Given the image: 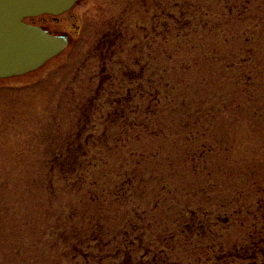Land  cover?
Wrapping results in <instances>:
<instances>
[{
	"label": "rangeland",
	"instance_id": "1",
	"mask_svg": "<svg viewBox=\"0 0 264 264\" xmlns=\"http://www.w3.org/2000/svg\"><path fill=\"white\" fill-rule=\"evenodd\" d=\"M167 2L78 0L26 20L71 42L0 79V264L164 247L179 264H251L243 248L264 247V0L249 16L210 2L226 23L196 42ZM76 143L83 174L48 167Z\"/></svg>",
	"mask_w": 264,
	"mask_h": 264
},
{
	"label": "water",
	"instance_id": "2",
	"mask_svg": "<svg viewBox=\"0 0 264 264\" xmlns=\"http://www.w3.org/2000/svg\"><path fill=\"white\" fill-rule=\"evenodd\" d=\"M78 0H0V79L35 71L62 53L67 34L53 33L25 21L68 12Z\"/></svg>",
	"mask_w": 264,
	"mask_h": 264
},
{
	"label": "trees",
	"instance_id": "3",
	"mask_svg": "<svg viewBox=\"0 0 264 264\" xmlns=\"http://www.w3.org/2000/svg\"><path fill=\"white\" fill-rule=\"evenodd\" d=\"M215 0H168V6L177 9L178 13L167 14L164 10V15L167 17L176 18L179 25L177 31L184 37H188L190 35L193 36L195 42L200 39H208V37H212L214 31L219 30L222 31V26L225 25L224 22H217L214 18L215 12L214 7L210 6V2ZM224 2V7L228 8V13L230 16H233L235 8H242V14L249 16L247 14L248 7L252 4L253 0H218ZM167 2V3H168ZM264 9V7H263ZM251 13V12H250ZM251 15V14H250ZM246 18V17H245ZM261 24H264V17L262 16ZM220 27V28H219ZM175 30V27H174ZM255 30L248 33L243 39V42H257L259 36L254 33ZM179 36V34H178ZM226 41H231L232 37L227 36L225 38ZM248 44V43H247ZM247 46L243 43V48L245 50ZM246 51V50H245ZM249 53V51H247ZM250 54V53H249ZM82 145L79 143L76 145L69 144L68 146H60L52 153L51 157L46 159V163L49 168L54 171H59L61 175L69 174H83V164L82 159L87 157V153H80L79 151L82 149ZM212 150V148H211ZM87 159V158H85Z\"/></svg>",
	"mask_w": 264,
	"mask_h": 264
},
{
	"label": "flooded vegetation",
	"instance_id": "4",
	"mask_svg": "<svg viewBox=\"0 0 264 264\" xmlns=\"http://www.w3.org/2000/svg\"><path fill=\"white\" fill-rule=\"evenodd\" d=\"M260 241L264 242V235L261 236ZM131 243L134 244L133 240H131ZM262 244L264 246V243ZM243 251L244 252H242L241 254V259L247 258L244 253L246 254L248 252H251V264H264V260H259L260 254H262L261 256L264 259V247L260 248L259 243L254 241V239L252 240L250 246L243 248ZM135 253L136 252H134L132 248H129L128 252L123 257L124 259L120 263L116 264H179V262L177 261L172 262V256L167 247H164L159 252L154 253L152 252V250L147 249V251H145L140 258H135ZM117 257H119V254L117 255Z\"/></svg>",
	"mask_w": 264,
	"mask_h": 264
}]
</instances>
